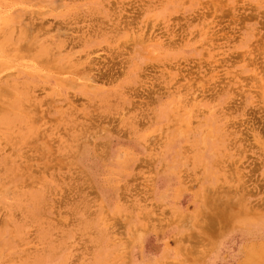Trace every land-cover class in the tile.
Listing matches in <instances>:
<instances>
[{
	"label": "rangeland",
	"instance_id": "obj_1",
	"mask_svg": "<svg viewBox=\"0 0 264 264\" xmlns=\"http://www.w3.org/2000/svg\"><path fill=\"white\" fill-rule=\"evenodd\" d=\"M0 93V264H264V0H0Z\"/></svg>",
	"mask_w": 264,
	"mask_h": 264
},
{
	"label": "bare ground",
	"instance_id": "obj_2",
	"mask_svg": "<svg viewBox=\"0 0 264 264\" xmlns=\"http://www.w3.org/2000/svg\"><path fill=\"white\" fill-rule=\"evenodd\" d=\"M22 32V31H21ZM50 42V41H49ZM59 45V44H58ZM16 84V83H15ZM16 86V85H15ZM25 91V90H24ZM3 93V92H2ZM23 93V92H22ZM1 94V93H0ZM25 94V93H24ZM3 97V96H2ZM26 97V96H25ZM9 98V97H8ZM5 99V98H4ZM16 99V98H15ZM22 99V98H21ZM12 102V101H11ZM16 102V101H15ZM21 102V101H20ZM22 104V103H21ZM12 105V104H11ZM12 107V106H11ZM19 108V107H18ZM17 108V109H18ZM21 109V108H20ZM26 109V108H25ZM24 110V109H23ZM15 111V110H14ZM17 112V111H16ZM15 112V113H16ZM20 112V111H19ZM14 113V114H15ZM22 113H23V111H22ZM16 115V114H15ZM15 115H14V117H15ZM26 115V114H25ZM194 115V114H193ZM17 118V117H16ZM9 120V119H8ZM18 120V119H17ZM16 120V121H17ZM14 122H15V120H14ZM18 123V122H17ZM14 126V125H13ZM12 127V126H11ZM3 143V142H2ZM203 150H201V152H202ZM2 157V156H1ZM8 160V159H7ZM1 161V160H0ZM3 161V160H2ZM4 163V162H3ZM3 166V165H2ZM5 170H6V167H5ZM26 174V173H25ZM37 184V183H36ZM225 190V189H224ZM218 197V196H217ZM37 198V197H36ZM39 201V200H38ZM220 214V213H219ZM225 217V216H224ZM264 252V251H263ZM262 255L261 256H263L264 254L263 253H261ZM252 262V259L249 257L248 259H247V263H244V264H249V262Z\"/></svg>",
	"mask_w": 264,
	"mask_h": 264
}]
</instances>
